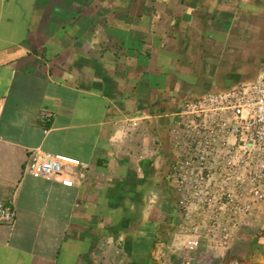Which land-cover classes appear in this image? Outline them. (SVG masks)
<instances>
[{"label": "crops", "instance_id": "crops-1", "mask_svg": "<svg viewBox=\"0 0 264 264\" xmlns=\"http://www.w3.org/2000/svg\"><path fill=\"white\" fill-rule=\"evenodd\" d=\"M261 74L264 0H0V202L16 213L0 224V264L209 254L208 240L182 246L173 114ZM35 149L89 164L87 179L65 188L33 178ZM255 212L235 238L242 264H264V205Z\"/></svg>", "mask_w": 264, "mask_h": 264}, {"label": "built area", "instance_id": "built-area-1", "mask_svg": "<svg viewBox=\"0 0 264 264\" xmlns=\"http://www.w3.org/2000/svg\"><path fill=\"white\" fill-rule=\"evenodd\" d=\"M53 119L49 110L38 116L42 125ZM131 126L137 124L130 121ZM170 131L175 154L170 180L180 196L182 216L194 209L204 222L205 215L216 210L210 216V240H215L222 213L226 219L216 240L230 242L231 218L250 215L264 205V74L253 82L183 101L173 114ZM26 169L35 179L73 188L87 179L90 165L35 149ZM15 216L12 202H0V224L12 226ZM201 240L194 230L182 246L193 251Z\"/></svg>", "mask_w": 264, "mask_h": 264}, {"label": "rangeland", "instance_id": "rangeland-1", "mask_svg": "<svg viewBox=\"0 0 264 264\" xmlns=\"http://www.w3.org/2000/svg\"><path fill=\"white\" fill-rule=\"evenodd\" d=\"M215 197L218 198L219 195L216 194ZM211 212L212 214H215L216 210H213ZM211 212H208V214L205 215L204 222L201 221V218L199 216L201 212L199 211L195 212L194 209H191L190 212L187 213L186 216L185 215L183 216L185 224L183 225L184 226L183 228H179V231L182 232V235L188 237L190 234L194 232V230H197L202 237V241L208 240L206 241L207 244L208 243L213 244V248L210 247L212 248V250L210 249L211 251L209 254L208 253L202 254V257L200 259L192 258L191 259L192 261L190 260V262L188 263L189 264H242L243 260L239 259L238 257L243 256V253L246 250V247L244 244H242V241H235V238L237 237L238 232L240 230L242 231L245 230L243 227L245 220L251 216L253 217V215L257 216L258 212H255V214L254 212H252L250 215H247V216H240V217L237 216V217L231 218L232 223L230 221V242L228 243L217 241L216 240L217 238L215 239V241L210 240L212 238L210 234L211 231H210V226H209L210 224L212 226V220L210 217ZM219 213H221V211L217 212L218 215ZM224 217L225 216H223V214L221 213L219 216V220H222V221L218 222L220 226L215 231V234L219 235L220 231L224 228L223 226ZM195 222L197 223V225L194 224ZM207 222L209 225H207ZM257 234L260 235L261 232L259 231ZM200 247L201 246H199L197 249H199Z\"/></svg>", "mask_w": 264, "mask_h": 264}]
</instances>
